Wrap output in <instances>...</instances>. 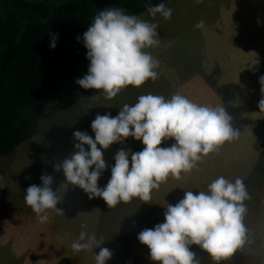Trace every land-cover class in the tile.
Returning <instances> with one entry per match:
<instances>
[{
    "label": "clouds",
    "instance_id": "9594fccd",
    "mask_svg": "<svg viewBox=\"0 0 264 264\" xmlns=\"http://www.w3.org/2000/svg\"><path fill=\"white\" fill-rule=\"evenodd\" d=\"M147 11L149 16L159 15L168 20L173 9L161 2L149 6ZM194 27L204 28V21H197ZM157 28V23L127 13L121 7L97 11L87 30L76 37L78 42L82 41L89 63L86 74L74 83L85 90H99L89 97L98 100L101 96L114 98L126 86L139 87L148 80L155 81L159 76V61L146 49L159 45ZM49 35L52 49L56 35ZM258 64L254 53L247 66ZM259 83L264 93V76L259 78ZM258 108L264 109V94ZM231 121L221 103L215 107L197 104L180 92L170 98L147 93L138 96L133 104H123L115 116L107 112L96 114L90 123L94 138L86 132L74 131L73 151L55 163L53 171L62 173L66 185L83 190L89 199L100 198L108 208L133 198L149 203L152 191L169 176L179 180L181 174L194 170L204 156L216 152L225 142L238 139L240 133ZM128 137L139 141L142 149L132 152L118 148L112 157L114 164L110 166L107 183L98 186V179L108 168L102 150ZM170 138L173 143L160 146ZM39 179V185L31 184L24 190L23 199L37 222L46 224L49 211L64 215L57 207L62 197L51 187L52 175L42 174ZM4 187L5 178L0 175V188ZM250 199L241 178L229 180L217 176L206 190L184 191L174 205L167 204L163 222L142 229L136 239L147 247L153 264H200L190 248L192 245L219 264L251 243L250 230L244 222L246 202ZM79 228L70 245L73 253H92L94 264H106L112 251L101 246L105 241L103 236L89 232L85 222ZM93 249L99 251L94 253Z\"/></svg>",
    "mask_w": 264,
    "mask_h": 264
},
{
    "label": "crops",
    "instance_id": "0c3cea01",
    "mask_svg": "<svg viewBox=\"0 0 264 264\" xmlns=\"http://www.w3.org/2000/svg\"><path fill=\"white\" fill-rule=\"evenodd\" d=\"M262 20L264 21V6L250 5L242 23L236 16L231 26L220 22L214 25L216 29L210 31L211 34L207 28H203L201 36L195 37L198 39H185L184 44H181L184 63L175 64L165 74L160 73L159 79L145 90L165 98L180 92L197 104L211 107L221 103L232 117V126L240 135L238 139L219 146L216 152L204 156L194 170L181 174L179 180L169 176L173 185L169 186L167 178L158 189L153 190L151 201L145 203L147 210L143 203L137 205L139 199L131 211H125V208L122 210L121 226L126 224L124 221L127 219L132 227L121 231V235L130 240L127 255L119 259L121 264H153L147 247L137 241V234L142 229L152 228L163 222L164 207L167 204L174 205L182 198L184 191H204L212 180L221 175L229 180L239 177L244 184L248 179L251 184L255 177L258 178L255 185H249L250 190L258 186L261 189L260 193L251 196L256 199L260 197L259 210L255 211L258 219L257 222H252L250 228L251 243L240 256L232 255V258L235 264L236 258L241 257L240 264H264V109L258 108V102L264 94L261 93L259 83V78L264 76V33L257 34L260 25H264ZM150 49L151 55L159 64L161 60L163 63L165 56L162 54L167 52L166 49L161 52L156 47ZM254 53L259 64L249 68L247 63ZM170 54L169 51L168 55ZM88 63L86 61L77 67L72 81L79 76L82 78L81 73L85 72L81 69ZM62 87L55 97L57 100L59 96L60 103L67 97L64 93L70 94L67 88L62 90ZM122 94L123 89L117 94L119 100L115 96L106 99L103 104H95L94 108L106 109L107 113L115 116L119 108L127 103L123 102ZM50 103L40 116L34 136L0 159V175L7 172L8 167L11 173L9 186L16 190L12 196L0 197V264H49L50 253L64 251L66 230H73L80 217L90 215L91 200L88 196L82 195V190L78 187L66 185L62 173L53 171L59 146L49 139V130H44L47 125L45 123L52 114L49 110ZM134 142L137 143L136 152L140 151L143 145L128 137L109 152V158L115 155L118 148L133 150ZM171 143L173 141L170 138L160 146ZM113 164L112 162L105 170L110 171ZM258 164L262 166L260 169ZM42 174L52 175L51 187L62 197L57 207L64 214L57 215L49 211V221L46 224L37 222L35 214L24 202V194L17 196V186L24 192L31 184L39 185ZM109 235L113 237V234ZM190 248L196 252L194 247ZM197 253H200V264H214L207 253L202 250Z\"/></svg>",
    "mask_w": 264,
    "mask_h": 264
},
{
    "label": "trees",
    "instance_id": "16d2710c",
    "mask_svg": "<svg viewBox=\"0 0 264 264\" xmlns=\"http://www.w3.org/2000/svg\"><path fill=\"white\" fill-rule=\"evenodd\" d=\"M163 1L0 0V157L34 136L44 109L88 61L76 37L97 11L121 7L139 16Z\"/></svg>",
    "mask_w": 264,
    "mask_h": 264
},
{
    "label": "rangeland",
    "instance_id": "374dc122",
    "mask_svg": "<svg viewBox=\"0 0 264 264\" xmlns=\"http://www.w3.org/2000/svg\"><path fill=\"white\" fill-rule=\"evenodd\" d=\"M163 2L166 3L167 7L173 9L170 19L165 20L159 15H156L155 17L149 16L148 11L139 15L141 19L158 24L157 31L160 37V43L158 46H156V48L160 52L163 49H166L167 51L165 54H162V56H165V60L163 63L162 60L160 61L159 67L157 69L159 74L167 73L168 70H171V68L175 66V64L184 63L183 54H181L183 52V47H181V44H184L185 39L195 40L201 36L203 28L197 30V28L194 27L197 21L202 19L205 24L204 28H207L210 32L216 29L214 25H217L219 22L222 24H230L229 26H231L233 24V19L236 16L239 17V22L242 23L243 18L247 17V13L250 10V5L264 6V0H166ZM263 22L264 21L262 20L261 23ZM260 26L261 27L258 29L257 34L264 33V25L262 24ZM211 33L212 32H210V34ZM203 34H206V32ZM196 35H198L197 38H195ZM150 50V48L146 49L148 52H151ZM169 51L171 52L170 55H168ZM87 66L88 65L82 67L81 69L82 72L83 70L85 72L84 74L81 73L82 77L86 74ZM158 79L159 76L155 81ZM152 82L154 81L148 80L139 87L126 86L123 89L122 94L123 102L135 103L138 96L147 94L145 90L149 88ZM62 86V90L63 88H67V90L70 91V94L64 93L67 97H65L61 103L59 96L57 100H55L57 95L52 98L49 105V107L51 106L49 110L52 114L49 117V120H47L45 123L47 125L44 129L45 131L49 130V139L60 147H58L59 151L58 155L56 156V163L73 151V144L75 141L72 138V133L74 131H82L94 138V133L90 128L91 121L94 119L96 114L103 115L108 111L103 108H94L95 104L105 103L106 99L103 96H101L98 100H92L89 98L90 96L96 94L99 90L92 89L90 91V89H82L72 80L68 81ZM115 99L119 100L120 98L116 95ZM89 105H91L93 108L89 109ZM119 144L114 143L110 145L108 149L102 150L103 159L105 160L106 165H110L112 162L114 163V160L112 159L113 156L111 159L109 158V152ZM53 148L56 149V146H53ZM85 148L87 150V146H85ZM136 149L137 143L134 142L133 150H130L132 152H136ZM106 152L108 153L107 156ZM1 158L3 157H0V159ZM260 167L262 166L258 164V169H260ZM6 171L7 172H3V174H1L5 178V187L0 188V197L8 195L12 196L16 191L15 189H11L9 186L11 181V173L8 167H6ZM257 176H259V174H257ZM109 177L110 171L107 172L105 170L98 179V186L103 187L107 183ZM168 182L169 186L173 185L171 178H168ZM257 182L258 178L256 177L253 179L251 184L249 179L245 182L250 196L257 195L261 192L259 186L254 190L253 188L251 190L249 188V185L253 186ZM17 187L19 190L17 196L23 195L24 192L20 191L21 188L19 186ZM82 195L87 196L83 190ZM259 199L260 197L258 199L251 197V199L246 202L247 215L244 222L249 230L251 228L252 222H257L258 219L255 211L259 210ZM90 200V215H87L86 218L80 217L77 220V225L73 230H66L64 251L60 253H50L49 264H94V256L92 253L83 251L79 253H73L70 247L72 241L77 237L78 232L80 231L79 225L81 222H85L87 224V230L89 232H94L97 236H103L105 239L101 246L107 247L112 251V256L106 261V264H121L119 260L120 257L127 255V249L130 246V240L129 238L122 236L121 231L131 229L132 224L127 223L128 220L126 219L124 221L126 224L121 226L122 221L120 214L124 208L127 212L131 211L132 207L136 205L138 198H133L127 203L121 202L111 208H108L103 200L98 197L92 198ZM142 203L145 206V210H147L146 204L144 202L140 200L137 201V205ZM109 234H113V237H111ZM120 245L123 246V249ZM248 245L249 244H247L242 250H237L232 255L237 257L239 254L238 256H240ZM191 247L196 249L195 253L197 254L200 261V253H197V251H199L198 246L192 245ZM98 251L99 249H93L94 253ZM232 255L221 260L219 264H235ZM236 260L237 264H240L242 257L241 259L236 258Z\"/></svg>",
    "mask_w": 264,
    "mask_h": 264
}]
</instances>
